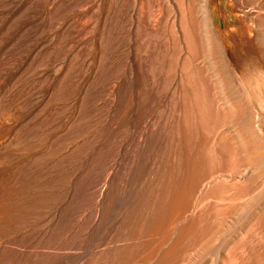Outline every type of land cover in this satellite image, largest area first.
I'll return each mask as SVG.
<instances>
[{
  "label": "bare ground",
  "instance_id": "1",
  "mask_svg": "<svg viewBox=\"0 0 264 264\" xmlns=\"http://www.w3.org/2000/svg\"><path fill=\"white\" fill-rule=\"evenodd\" d=\"M215 1L113 0V264H264V0H227L239 15L225 30ZM9 122L5 196L14 175L25 185L32 157L28 124ZM53 210L44 231L55 242L66 208ZM2 211L3 221L11 212Z\"/></svg>",
  "mask_w": 264,
  "mask_h": 264
},
{
  "label": "rangeland",
  "instance_id": "2",
  "mask_svg": "<svg viewBox=\"0 0 264 264\" xmlns=\"http://www.w3.org/2000/svg\"><path fill=\"white\" fill-rule=\"evenodd\" d=\"M213 5L220 29L225 30L226 22L238 23L239 13L229 12L227 0ZM112 13L113 0H0V71L8 74L14 62L17 66L15 80L0 85V147L2 127L9 120L14 131L29 126L27 137H32L26 167L31 172L18 189L26 174L14 175L7 196L1 187L0 148V264H39L37 259L41 264H82L83 259L85 264H113ZM96 191L104 192L103 202ZM4 202L11 215L2 221ZM101 204L109 210L104 208L95 219L101 221L94 232L88 225L96 222L94 209ZM60 207L66 211L57 218L53 242L44 228L52 210ZM65 238L72 243L66 246Z\"/></svg>",
  "mask_w": 264,
  "mask_h": 264
}]
</instances>
